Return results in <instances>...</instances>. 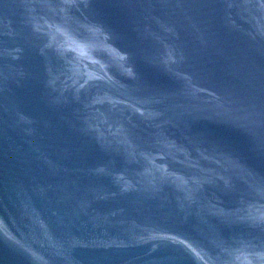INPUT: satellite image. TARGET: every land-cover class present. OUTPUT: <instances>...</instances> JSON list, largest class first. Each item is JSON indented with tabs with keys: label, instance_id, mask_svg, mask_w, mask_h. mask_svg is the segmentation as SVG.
I'll use <instances>...</instances> for the list:
<instances>
[{
	"label": "water",
	"instance_id": "1",
	"mask_svg": "<svg viewBox=\"0 0 264 264\" xmlns=\"http://www.w3.org/2000/svg\"><path fill=\"white\" fill-rule=\"evenodd\" d=\"M0 264H264V0H0Z\"/></svg>",
	"mask_w": 264,
	"mask_h": 264
}]
</instances>
